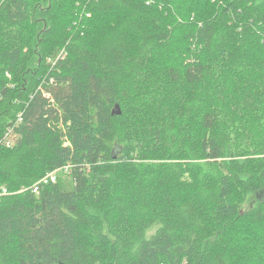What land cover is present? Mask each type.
Wrapping results in <instances>:
<instances>
[{"label": "trees", "instance_id": "1", "mask_svg": "<svg viewBox=\"0 0 264 264\" xmlns=\"http://www.w3.org/2000/svg\"><path fill=\"white\" fill-rule=\"evenodd\" d=\"M200 2L0 0V264H264V0Z\"/></svg>", "mask_w": 264, "mask_h": 264}, {"label": "built area", "instance_id": "2", "mask_svg": "<svg viewBox=\"0 0 264 264\" xmlns=\"http://www.w3.org/2000/svg\"><path fill=\"white\" fill-rule=\"evenodd\" d=\"M57 58H60V55L57 56ZM21 116V115H20ZM22 121V117H19L18 122ZM15 133L13 130V127L9 128L4 136V138L2 139V144L6 147H12L15 144ZM56 181V175L54 172L50 173L47 177H45L44 179H42L41 181H39V183H37L34 186V191L38 192L39 191V185L41 183L43 184H47L49 182H55Z\"/></svg>", "mask_w": 264, "mask_h": 264}, {"label": "rangeland", "instance_id": "3", "mask_svg": "<svg viewBox=\"0 0 264 264\" xmlns=\"http://www.w3.org/2000/svg\"><path fill=\"white\" fill-rule=\"evenodd\" d=\"M214 1H215V0H201L200 3L204 4L205 6H208L209 3L212 4ZM190 13H191V14H190V19L193 20V19L195 18V13H194V11H192V12H190ZM61 49H62V48H61ZM61 49L58 50L57 53H55L54 55H52V56H50V57L48 58V63H52V62L55 61V59L57 58V56L60 55V51H61Z\"/></svg>", "mask_w": 264, "mask_h": 264}, {"label": "water", "instance_id": "4", "mask_svg": "<svg viewBox=\"0 0 264 264\" xmlns=\"http://www.w3.org/2000/svg\"><path fill=\"white\" fill-rule=\"evenodd\" d=\"M116 107H117V109L115 108V109L113 110V113H114V112H117V114H120V113H121L120 108L118 107V105H117ZM116 110H117V111H116Z\"/></svg>", "mask_w": 264, "mask_h": 264}]
</instances>
